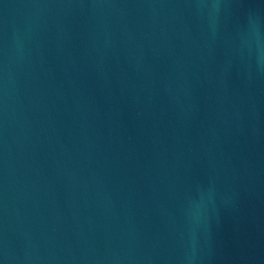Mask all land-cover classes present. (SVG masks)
I'll list each match as a JSON object with an SVG mask.
<instances>
[{
    "label": "water",
    "instance_id": "1",
    "mask_svg": "<svg viewBox=\"0 0 264 264\" xmlns=\"http://www.w3.org/2000/svg\"><path fill=\"white\" fill-rule=\"evenodd\" d=\"M0 264H264V0H0Z\"/></svg>",
    "mask_w": 264,
    "mask_h": 264
}]
</instances>
